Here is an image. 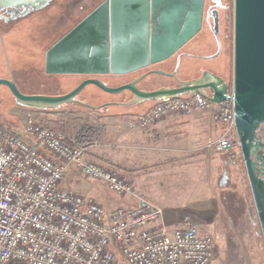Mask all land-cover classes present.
Listing matches in <instances>:
<instances>
[{
    "label": "built area",
    "instance_id": "2783aa9c",
    "mask_svg": "<svg viewBox=\"0 0 264 264\" xmlns=\"http://www.w3.org/2000/svg\"><path fill=\"white\" fill-rule=\"evenodd\" d=\"M194 113H207L222 125L208 146L230 152L235 131L230 92L219 104L202 93L159 99L131 127L145 129L167 116ZM23 129L35 145L0 126V264H211L215 241L190 217L168 227L162 207L145 197L105 209L61 187L73 169L121 197L134 195L128 180L86 158L97 145L90 134L68 137L31 116Z\"/></svg>",
    "mask_w": 264,
    "mask_h": 264
},
{
    "label": "rangeland",
    "instance_id": "374dc122",
    "mask_svg": "<svg viewBox=\"0 0 264 264\" xmlns=\"http://www.w3.org/2000/svg\"><path fill=\"white\" fill-rule=\"evenodd\" d=\"M89 1L52 0L47 6L33 10L25 16L8 22L0 21V78L13 79L23 93L62 94L70 91L79 78L47 75L44 72V53L73 24L69 21L70 13L79 11L82 7L87 8ZM228 6L229 18L225 22L224 30L227 34L226 52L229 65L227 79L231 82L233 0H229ZM90 7L89 5L88 8ZM203 51L211 52L210 48ZM131 77L132 75L111 79L110 82L117 86ZM155 83L158 85V80ZM82 97L87 106L67 103L57 108L44 109L52 110L46 123L40 121V115L33 117L36 122L60 127L68 137L90 134V141L95 139L97 145L86 151L87 158L113 169L122 177L130 179L132 175L153 179L159 176L158 171H163L161 176L169 179L156 190V194H152L155 201L151 202L166 210L165 222L168 225H174L186 216L198 224L201 234L212 236L215 251L211 264H264V243L258 230L251 226L244 212L237 211L234 205L230 208V203L234 201L226 191L217 186L218 163L213 154L214 150L208 146L214 137L206 142L203 149L166 146L163 147L167 156L164 161L150 159L146 157V150H160V146H149L145 140L139 138L130 143L120 135L123 129L146 131L147 128H132L134 118L125 121L123 125L121 120L118 123L114 118L102 119V114L108 117L128 111L140 114L146 111L145 107L154 103L102 105L108 101L126 103L132 99L124 92L109 94L91 86L85 89ZM26 110L39 109L18 104L8 88L0 85V126L35 145L36 141L23 129ZM166 118L168 116L163 119ZM61 187L85 197H92L105 209L133 204L136 196L145 197L137 194L135 190L134 195L121 197L109 191L103 183L86 179L73 169L65 175Z\"/></svg>",
    "mask_w": 264,
    "mask_h": 264
},
{
    "label": "water",
    "instance_id": "95a60500",
    "mask_svg": "<svg viewBox=\"0 0 264 264\" xmlns=\"http://www.w3.org/2000/svg\"><path fill=\"white\" fill-rule=\"evenodd\" d=\"M51 1L0 0V11L7 9L24 15L47 6ZM202 6L203 0H105L46 49L44 72L126 74L163 61L198 32ZM155 13L161 14L156 20L160 25L156 28ZM214 21L217 27L216 14ZM232 21L230 85L208 71L198 78L182 81L178 87L151 91L138 90L134 85L136 81L108 86L97 78H86L62 94L23 93L14 80L7 78H0V85L8 88L18 104L39 110L77 103L75 96L87 85H94L109 94L125 90L132 92V100L112 103L124 106L188 93L204 94V91L211 102L219 104L228 99L230 92L235 131L244 150L245 138L251 136L264 120V0H233ZM152 72L164 74L157 70ZM257 208L261 218L258 202Z\"/></svg>",
    "mask_w": 264,
    "mask_h": 264
},
{
    "label": "flooded vegetation",
    "instance_id": "af4514ba",
    "mask_svg": "<svg viewBox=\"0 0 264 264\" xmlns=\"http://www.w3.org/2000/svg\"><path fill=\"white\" fill-rule=\"evenodd\" d=\"M103 1L105 0H90L87 8L82 7L79 8V11L71 12L69 21L73 22V24L64 33L57 37L52 44H54L61 36L74 27L90 11L100 5ZM89 5L91 6L90 8H88ZM228 5L229 0H203L200 29L175 53L163 61L149 64L146 67L126 74L107 73L97 75H47H64L79 78L76 85L86 78H97L108 86H115L110 82L111 79H121L132 75L129 80L121 84L136 81L134 85L138 90L151 91L163 87H178L182 81L198 78L204 71H208L212 74L220 76L226 83H228V85H230V81L227 79L229 73L228 64L224 62L227 66V75L224 73H217L216 71V69L219 68L218 59L223 56V54H227V34L224 30V25L227 18H229ZM21 11L22 9H19V12ZM31 11L33 10L28 11V13ZM28 13L21 15L20 13H14L12 11H7V9H2L0 11V21L8 22L11 21V19L25 16ZM215 14L217 16V27L215 26L214 21ZM160 18L161 14L155 13V17L153 19L155 28L160 25L158 22L156 23V20H159ZM208 48H210L211 52H202V50H206ZM154 70L164 72V74L152 72ZM157 80L159 82L158 85L155 83ZM14 82L16 83V81ZM16 85L18 86L17 83ZM89 86L100 90L94 85L85 86L75 96V100H77V103L75 104L87 106V104L83 101L82 96H84L85 89ZM122 92L129 94L130 99L134 98L132 92L128 90ZM206 93L207 91H204V94ZM116 102L118 101H108L102 103V105ZM146 102L154 103L155 101H142L137 105L145 104ZM119 103L122 102L119 101ZM233 135L230 152L221 153L224 159L218 174L217 186L224 192L226 191L225 193H227L228 196H230V199L234 201L230 203V208L235 206L237 211H242L246 214L251 226L258 230L264 243V120L258 124L251 136L245 138L243 144L245 146L244 150L241 148L242 143L238 139L236 131H234ZM224 172L225 176H223ZM257 202L261 211V218L258 213Z\"/></svg>",
    "mask_w": 264,
    "mask_h": 264
},
{
    "label": "crops",
    "instance_id": "0c3cea01",
    "mask_svg": "<svg viewBox=\"0 0 264 264\" xmlns=\"http://www.w3.org/2000/svg\"><path fill=\"white\" fill-rule=\"evenodd\" d=\"M224 62L228 64L227 54H223V56H221L218 59L219 68H217L216 71L217 73H224L227 75V69H226L227 66L224 64ZM139 105H143V104H139ZM151 106L152 105L145 107V110L149 109ZM51 112L52 110H29V111L26 110V112L24 113L26 116H31V117L35 115H40L39 119H42L40 121L47 122L50 119L49 117L51 115ZM137 115L138 113L128 111L125 113L117 114L114 117L103 116L102 114V119L109 120V118H114L117 119L116 122L119 123L122 121L124 125L125 121L130 120L132 118L135 119ZM33 119L35 122L37 121L35 120L36 118L33 117ZM211 120L212 119L210 115L207 113H194L190 116L176 114V115L168 116V118L152 124L149 128H147L146 131L123 129L120 135L121 137H123V139H125L130 143L136 141L139 138L141 140H145V142L149 146L152 147L160 146V148H162L160 150L147 149L145 152L146 157L150 159H159L164 161L167 156H166V151L163 149V147L166 146L178 147L183 149L191 148V150L203 149L207 141H209L213 137L217 138L222 131V125L220 123H215ZM43 125H47V124H43ZM50 127L56 128L58 126H50ZM213 154L215 160L218 163L217 169L219 174L224 157L222 154L216 151H213ZM162 172L158 171L159 176L153 179H147L146 177L137 178L132 175L130 176L131 177L130 179H127L126 177L124 178L133 185V188L137 194L138 193L143 194L147 199H149L150 201L152 200L154 202L155 200L153 198L155 196L152 194H156V190H158V188H160L161 185L167 182V180L169 179L167 177L161 176V174H163ZM165 172L166 171H164V174H166ZM166 213H165V219H166ZM166 225L168 227L173 226V225H168L167 223Z\"/></svg>",
    "mask_w": 264,
    "mask_h": 264
}]
</instances>
